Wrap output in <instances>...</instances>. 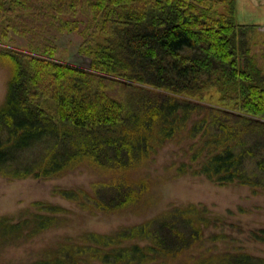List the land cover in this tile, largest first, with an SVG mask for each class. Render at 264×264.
<instances>
[{
    "label": "trees",
    "instance_id": "trees-1",
    "mask_svg": "<svg viewBox=\"0 0 264 264\" xmlns=\"http://www.w3.org/2000/svg\"><path fill=\"white\" fill-rule=\"evenodd\" d=\"M255 25L237 22L235 0H0V36L13 41L12 32L26 48L0 49L9 73L0 175L48 179L90 168V189L56 193L92 214L142 215L157 202L158 177L141 170L175 143L183 156L171 178L264 194V73L248 41ZM74 32L88 69L54 59L58 38ZM116 78L127 81L122 97L106 92ZM211 87L220 106L204 101ZM33 205L17 219L0 217V249L66 221L58 204ZM223 225L206 206L176 205L110 233L67 237L23 264H264L243 248L202 249L223 237L207 229ZM250 234L264 242V229Z\"/></svg>",
    "mask_w": 264,
    "mask_h": 264
},
{
    "label": "rangeland",
    "instance_id": "rangeland-1",
    "mask_svg": "<svg viewBox=\"0 0 264 264\" xmlns=\"http://www.w3.org/2000/svg\"><path fill=\"white\" fill-rule=\"evenodd\" d=\"M222 8L219 6L220 10ZM79 18L83 19L84 16ZM236 20L242 21L241 16ZM10 35L13 41H5L0 36V49L10 47L26 51L25 41L12 32ZM81 40L82 36L77 32L60 36L54 59L88 69L90 59L78 51ZM248 41L250 51L256 55L264 73V23L257 24L249 30ZM8 75V68L0 59V103L5 97ZM126 83L127 81L122 78L106 81L107 94L114 97L124 96L129 89ZM204 101L220 106L219 94L215 88L211 87L206 92ZM182 156L183 151L179 144L167 143L154 159L142 168L141 174H147L153 179L158 177L157 185L152 189L157 202L142 215L129 212L92 214L56 193L57 189L75 186L90 189L96 179L90 168L83 167L61 177L48 179L32 177L9 179L0 175V217L9 216L17 219L27 209L36 210L33 203L39 201H48L67 209L66 221L61 226L49 228L28 240L1 247L0 264L27 263L40 257L44 249L67 237L75 238L86 231L110 233L120 226L138 224L171 206L186 204L206 206L212 214L223 219V226L211 227L206 231V235L213 232L222 233V239L217 243L207 241L202 249L215 244L217 246L215 249L243 248L251 254L264 256V242L254 240L250 234L252 230L264 229V194H253L247 186L218 185L203 176L184 175L171 178L173 172L170 166Z\"/></svg>",
    "mask_w": 264,
    "mask_h": 264
},
{
    "label": "crops",
    "instance_id": "crops-1",
    "mask_svg": "<svg viewBox=\"0 0 264 264\" xmlns=\"http://www.w3.org/2000/svg\"><path fill=\"white\" fill-rule=\"evenodd\" d=\"M235 7L236 19L238 16H241L242 19V21L237 20V22L264 23V0H235Z\"/></svg>",
    "mask_w": 264,
    "mask_h": 264
}]
</instances>
